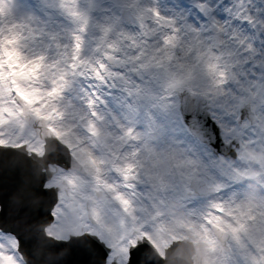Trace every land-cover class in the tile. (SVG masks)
I'll return each instance as SVG.
<instances>
[{
    "label": "snow or ice",
    "instance_id": "snow-or-ice-1",
    "mask_svg": "<svg viewBox=\"0 0 264 264\" xmlns=\"http://www.w3.org/2000/svg\"><path fill=\"white\" fill-rule=\"evenodd\" d=\"M8 156L0 264H264V0H0Z\"/></svg>",
    "mask_w": 264,
    "mask_h": 264
},
{
    "label": "water",
    "instance_id": "water-1",
    "mask_svg": "<svg viewBox=\"0 0 264 264\" xmlns=\"http://www.w3.org/2000/svg\"><path fill=\"white\" fill-rule=\"evenodd\" d=\"M0 160H1L0 161V204L3 205V208L5 205H7L8 214L12 218L14 215L13 200H14L15 193L19 190L20 187L25 185V183L31 182L32 177L30 176L29 171L26 167L21 168L18 164L13 163V162L11 163V162H9L8 159H5V158H2ZM11 173L15 174L14 180L9 177V175H11ZM36 183L38 184L39 181L37 180ZM39 196H38V198H39ZM8 199H10V201H11V203H9V204H7ZM37 201H36V203H37ZM51 202H52L51 198L46 199L44 201V203L39 202L41 204V210H40L41 213L39 214L38 217H35L33 214L31 218L33 220L39 219V221H47L46 220V213H47V209L51 205ZM27 236H28V240L31 243H33V247H31V249L38 248L41 245L40 242H43V240L41 238H39L36 233H28ZM76 259L79 260L80 257H77Z\"/></svg>",
    "mask_w": 264,
    "mask_h": 264
},
{
    "label": "bare ground",
    "instance_id": "bare-ground-1",
    "mask_svg": "<svg viewBox=\"0 0 264 264\" xmlns=\"http://www.w3.org/2000/svg\"><path fill=\"white\" fill-rule=\"evenodd\" d=\"M36 206H38L37 203L33 206V208L36 207ZM38 210H39V209H38ZM9 221L11 222V220H9ZM174 264H181V262H177V263H174Z\"/></svg>",
    "mask_w": 264,
    "mask_h": 264
}]
</instances>
